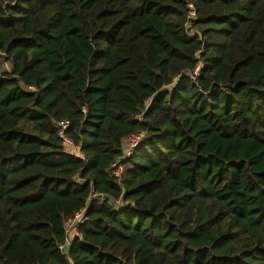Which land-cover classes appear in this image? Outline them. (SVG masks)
Wrapping results in <instances>:
<instances>
[{
	"label": "trees",
	"instance_id": "obj_1",
	"mask_svg": "<svg viewBox=\"0 0 264 264\" xmlns=\"http://www.w3.org/2000/svg\"><path fill=\"white\" fill-rule=\"evenodd\" d=\"M2 64L0 264H264V0H0Z\"/></svg>",
	"mask_w": 264,
	"mask_h": 264
},
{
	"label": "built area",
	"instance_id": "obj_2",
	"mask_svg": "<svg viewBox=\"0 0 264 264\" xmlns=\"http://www.w3.org/2000/svg\"><path fill=\"white\" fill-rule=\"evenodd\" d=\"M188 8L190 10L189 19L190 20L196 19V11L193 4L189 3ZM198 73H199V68L196 69L194 74L198 75ZM30 90H35V89L30 87ZM70 126H71V122L69 120H62L58 123V135L62 147L67 153H70L75 157L84 159V155L82 154L80 147L76 146L73 140L68 136V131ZM144 137L145 134L143 132L129 136L125 143V148H124L125 155L130 157L133 154V152L137 149L138 145L142 142ZM120 161L121 160H118L113 165V175L116 178H121L124 174V167L121 165ZM91 199H97L102 203L107 200L106 196L103 194H92L89 200ZM86 220H87L86 208L77 212L72 219H69L66 227V231L69 238H71V236L73 237L78 236V229L81 225L85 223ZM59 249L64 253H67L68 243L64 245H60Z\"/></svg>",
	"mask_w": 264,
	"mask_h": 264
},
{
	"label": "rangeland",
	"instance_id": "obj_3",
	"mask_svg": "<svg viewBox=\"0 0 264 264\" xmlns=\"http://www.w3.org/2000/svg\"><path fill=\"white\" fill-rule=\"evenodd\" d=\"M10 67L8 64H2L0 67V72H5V71H9Z\"/></svg>",
	"mask_w": 264,
	"mask_h": 264
}]
</instances>
